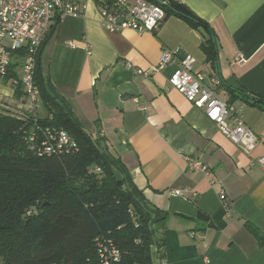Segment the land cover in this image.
Wrapping results in <instances>:
<instances>
[{
  "label": "crops",
  "instance_id": "1",
  "mask_svg": "<svg viewBox=\"0 0 264 264\" xmlns=\"http://www.w3.org/2000/svg\"><path fill=\"white\" fill-rule=\"evenodd\" d=\"M175 1L211 28L214 61L201 47L209 33L180 16L164 19L153 33L109 31L88 1L83 16L60 18L44 43V89L89 136L102 139L146 199L168 213L166 255L160 261L153 246V264H264V244L247 227L264 233V169L258 161L264 108L254 99L264 100V0ZM176 49L165 67L149 76L137 72L152 70L163 51ZM186 56L195 59L194 73L234 108L229 126L240 117L258 135L251 152L170 85ZM214 77L218 83L211 84ZM11 81L0 78V110L24 117L29 102L16 96ZM190 158L207 169L192 168Z\"/></svg>",
  "mask_w": 264,
  "mask_h": 264
},
{
  "label": "trees",
  "instance_id": "2",
  "mask_svg": "<svg viewBox=\"0 0 264 264\" xmlns=\"http://www.w3.org/2000/svg\"><path fill=\"white\" fill-rule=\"evenodd\" d=\"M164 1L165 19L177 15L209 33L201 47L214 61L217 43L209 25L188 6ZM19 64L4 79L19 78ZM42 80L38 61L35 82L45 115L0 110V264H103L100 239L120 250L117 264H153V246L164 260L168 213L146 199L102 139L89 136L48 96ZM15 89L18 98L25 94L21 84ZM254 99L264 108L262 98ZM36 125L65 129L78 151L39 157L27 140ZM247 227L263 245L264 233Z\"/></svg>",
  "mask_w": 264,
  "mask_h": 264
},
{
  "label": "built area",
  "instance_id": "3",
  "mask_svg": "<svg viewBox=\"0 0 264 264\" xmlns=\"http://www.w3.org/2000/svg\"><path fill=\"white\" fill-rule=\"evenodd\" d=\"M88 1L96 4L102 23L109 31L133 29L153 33L159 30L166 17L163 7L149 0H0V78L8 76L12 65L19 61V78H13L11 82L14 87L21 84L31 113L41 101L35 71L44 43L60 18L67 15L83 16ZM177 52V49L165 50L157 67L148 71L138 69L137 72L149 76L171 63ZM194 62L192 56H186L182 60L183 68L169 78L170 85L196 107L204 109L207 117L232 142L240 145L245 152H251L259 142L258 135L240 117H236L234 127L229 126V117L234 108L219 98L213 87L203 82L201 74L194 73ZM216 83L218 79L212 78L211 84ZM27 140L30 149L39 157L61 155L79 149L77 141L65 129L36 125V129L27 135ZM258 161L264 169V154ZM189 162L192 168L207 169L197 159L190 158ZM176 193L181 194L182 191ZM98 249L103 264H117L120 261L121 252L111 240H98Z\"/></svg>",
  "mask_w": 264,
  "mask_h": 264
},
{
  "label": "rangeland",
  "instance_id": "4",
  "mask_svg": "<svg viewBox=\"0 0 264 264\" xmlns=\"http://www.w3.org/2000/svg\"><path fill=\"white\" fill-rule=\"evenodd\" d=\"M33 114H37L39 116H43L45 115L44 109L42 107V105H39L37 109H35V111L33 112Z\"/></svg>",
  "mask_w": 264,
  "mask_h": 264
},
{
  "label": "water",
  "instance_id": "5",
  "mask_svg": "<svg viewBox=\"0 0 264 264\" xmlns=\"http://www.w3.org/2000/svg\"><path fill=\"white\" fill-rule=\"evenodd\" d=\"M159 3H160L161 5H166V4H167L164 0H160Z\"/></svg>",
  "mask_w": 264,
  "mask_h": 264
}]
</instances>
